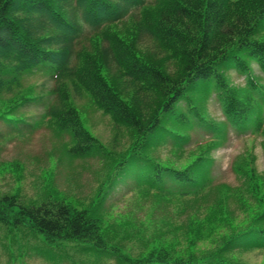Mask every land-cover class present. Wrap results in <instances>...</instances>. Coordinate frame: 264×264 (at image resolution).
<instances>
[{
    "label": "trees",
    "instance_id": "trees-1",
    "mask_svg": "<svg viewBox=\"0 0 264 264\" xmlns=\"http://www.w3.org/2000/svg\"><path fill=\"white\" fill-rule=\"evenodd\" d=\"M230 69L244 77L242 86L231 81ZM33 75L48 77L53 87L44 92L25 84ZM263 80L264 0H0V132L25 131L40 118V125L70 135L64 149L73 157L107 154L117 169L104 188L108 198L127 183L126 190L161 204L168 215L153 222V236L134 230L144 237L137 254L125 250L123 240L132 235L122 224L66 200L14 211L17 197L4 196L0 222L10 225L15 214L17 228L40 231L50 243H90L117 264H247L240 254L264 253V174L254 145L230 164L242 186L213 184L211 172L213 150L230 127L261 136L264 149ZM212 92L221 121L202 106ZM76 96L111 118L114 145L125 134L130 143L105 150ZM37 105L45 109L39 117L24 111ZM196 129L211 134L194 141ZM236 210L244 214L239 222ZM179 234L189 249L161 239ZM208 238L207 249L191 247Z\"/></svg>",
    "mask_w": 264,
    "mask_h": 264
},
{
    "label": "rangeland",
    "instance_id": "rangeland-1",
    "mask_svg": "<svg viewBox=\"0 0 264 264\" xmlns=\"http://www.w3.org/2000/svg\"><path fill=\"white\" fill-rule=\"evenodd\" d=\"M253 66L255 74L261 77L262 73L257 63L254 62ZM228 76L235 85L244 84V77L235 69H230ZM29 82L37 83L39 89L44 92L50 90L54 84L44 75L30 76L25 84ZM42 84H44L43 89ZM212 94L213 92L204 97L208 99L211 96L202 102V106H207L210 115L221 121L224 119L221 104L216 94ZM76 103L86 114L89 130L103 142L105 150L112 146L120 150L130 143V137L125 134L119 135L118 143L114 145L116 131L111 118L91 106L86 96H76ZM44 110L42 105H37L25 108L24 111L30 117L36 118L42 115ZM39 119L31 121L27 125L29 127H25V131L22 127L23 133H11L9 129L2 127L0 199L4 196H16L17 202L11 207L14 211L21 206H37L50 199L66 200L74 207L87 209L90 213L98 214L99 210L106 221L120 223L123 232L131 233V238L123 240L126 251L135 254L139 253V250L142 251L144 237L138 238L134 230L142 228L148 236H153V229L158 228L153 222L160 225L161 219L168 216L166 209L164 212L161 204L150 200L144 201V198L138 197L133 189L126 190L127 183H120L121 191H113L108 198L104 188L106 183L117 177V169L114 163H106L107 154L99 149L93 151L91 155L73 157L64 149V145L70 141V135L66 132L60 134L47 124L40 125ZM35 126L38 127L32 130ZM9 128L12 130L11 127ZM20 128L17 126L15 130ZM210 134L207 130L196 129L191 135L196 141ZM262 140L261 136L254 135L250 129L237 130L230 127L225 143L213 150L215 158L211 172L213 184L242 186L243 179L231 170L230 164L236 156L252 145L256 154V168L259 173L264 174ZM160 150L159 153L165 158L168 151L164 147ZM118 180L131 182L135 178L119 175ZM232 206L235 208V205ZM236 213L238 214L236 222L244 219L241 211L236 210ZM10 216V225L0 222V264H117L106 251L98 250L90 243L66 240L50 243L40 231L28 226L15 227L16 215ZM161 239L165 242L177 243L178 248L189 249L188 241L181 238V235L173 238L171 235H166ZM210 246L212 244L208 238L198 240L196 245L191 247L199 251ZM239 257L247 264H264L263 252H245Z\"/></svg>",
    "mask_w": 264,
    "mask_h": 264
}]
</instances>
